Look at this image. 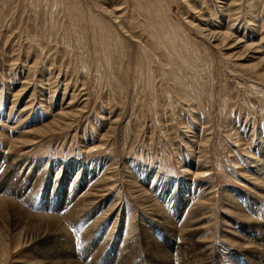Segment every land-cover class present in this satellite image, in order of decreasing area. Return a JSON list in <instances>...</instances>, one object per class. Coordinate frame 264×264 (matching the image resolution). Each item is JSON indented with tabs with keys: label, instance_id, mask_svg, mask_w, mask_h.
<instances>
[{
	"label": "rangeland",
	"instance_id": "1",
	"mask_svg": "<svg viewBox=\"0 0 264 264\" xmlns=\"http://www.w3.org/2000/svg\"><path fill=\"white\" fill-rule=\"evenodd\" d=\"M263 178L264 0H0V264L260 263Z\"/></svg>",
	"mask_w": 264,
	"mask_h": 264
},
{
	"label": "bare ground",
	"instance_id": "2",
	"mask_svg": "<svg viewBox=\"0 0 264 264\" xmlns=\"http://www.w3.org/2000/svg\"><path fill=\"white\" fill-rule=\"evenodd\" d=\"M159 3V2H158ZM159 7V6H158ZM160 8V7H159ZM154 11H156V10H154ZM157 12H159V11H157ZM157 14V13H156ZM158 15V14H157ZM255 25V24H254ZM213 34L215 33V32H212ZM216 34H217V32H216ZM228 36V33L227 32H222V39L221 40H224L226 37ZM250 47V46H249ZM263 181H264V178L262 179ZM243 197V196H242ZM157 208H159V206H156V209ZM33 215V214H32ZM32 215H30V216H32ZM49 216V215H48ZM55 222L56 223H58V221L59 220H57L56 218H55ZM53 222V221H52ZM53 224V223H52ZM59 224H61L60 223V221H59ZM58 224V225H59ZM174 225V224H173ZM58 227V226H57ZM59 228V227H58ZM263 228H264V226H263ZM259 229V228H258ZM56 230V229H55ZM65 231V230H64ZM57 232H59L58 230H57ZM263 243V241H257L255 244L256 245H261ZM61 244V243H60ZM183 248V247H182ZM187 248V247H186ZM254 249H257L258 251H263V249H264V247H253ZM257 252V251H256ZM181 253V252H180ZM183 254H185L184 252H183ZM168 257V256H167ZM169 258V257H168ZM164 259V258H163ZM66 261V260H65ZM186 261V260H185ZM204 261V260H203ZM256 261V260H255ZM259 261L260 260H258L256 263L254 262V264H264V261H261L260 263H259ZM61 262H62V260H61ZM64 262V261H63ZM172 262H173V260H171L170 258L168 259V264H172ZM65 263H67V262H65ZM71 263V262H70ZM200 263V262H199ZM62 264H64V263H62ZM68 264V263H67ZM180 264V263H179ZM202 264H203V262H202ZM235 264V263H234Z\"/></svg>",
	"mask_w": 264,
	"mask_h": 264
}]
</instances>
